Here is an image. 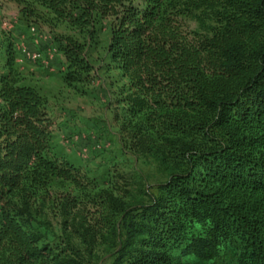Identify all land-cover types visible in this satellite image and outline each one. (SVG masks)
Here are the masks:
<instances>
[{"label": "trees", "instance_id": "16d2710c", "mask_svg": "<svg viewBox=\"0 0 264 264\" xmlns=\"http://www.w3.org/2000/svg\"><path fill=\"white\" fill-rule=\"evenodd\" d=\"M45 25L63 81H92L107 21L112 119L138 169L97 184L54 154L44 98L0 75V264H264V0H8ZM64 27L67 34H55ZM154 176V175H153Z\"/></svg>", "mask_w": 264, "mask_h": 264}, {"label": "rangeland", "instance_id": "374dc122", "mask_svg": "<svg viewBox=\"0 0 264 264\" xmlns=\"http://www.w3.org/2000/svg\"><path fill=\"white\" fill-rule=\"evenodd\" d=\"M55 34H67L64 27ZM47 26L26 23L15 4L0 0V75L7 73L12 55L13 74L19 85L34 88L45 100L52 119L51 145L54 154L81 168L97 184L104 183L110 168L138 169L156 178L152 166L127 155L121 148L117 125L112 119L113 95L120 85L119 72L110 60V29L107 21L97 25L96 42L87 51L93 66L92 81L77 90L64 81V59ZM154 175V176H153ZM232 247L213 262L185 257L181 264H236Z\"/></svg>", "mask_w": 264, "mask_h": 264}]
</instances>
